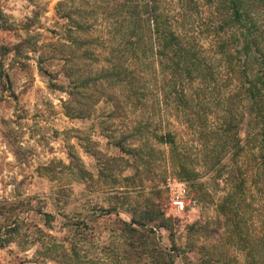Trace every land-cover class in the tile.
<instances>
[{
	"label": "rangeland",
	"instance_id": "obj_1",
	"mask_svg": "<svg viewBox=\"0 0 264 264\" xmlns=\"http://www.w3.org/2000/svg\"><path fill=\"white\" fill-rule=\"evenodd\" d=\"M114 4V0H0V203L24 204L15 215L18 222L32 221L56 236L70 235L85 222L105 244L119 240L113 232L115 218L129 221L133 212L137 216L153 202L172 222L171 230L150 227L163 248L176 247L169 251L173 264L195 262L212 252L228 264H247L246 252L232 245L216 209L229 188L226 177L215 178L212 171L200 168L192 134L168 113L162 114L163 123L171 124L163 127L157 121L161 118L134 107L124 106L110 115L108 98L118 96L119 88L116 81L109 86L96 74L118 40ZM147 87L152 95L154 86ZM93 98L98 102L79 115V107ZM219 101L218 94L204 98L210 124ZM168 127L181 136L180 149L190 155L185 162L199 172L197 182L205 184L212 201L205 202L189 181L175 174L168 145L155 141L154 132ZM246 132L244 121L242 139ZM122 136L125 148L141 146V159L120 151L116 142ZM248 157L238 162L242 171L250 163ZM250 181L247 178L240 214L243 231L254 235L264 228V209ZM179 188L185 190L188 204L175 214L169 202ZM43 212L54 216L50 228ZM26 233L14 234L12 241L0 246V264H61L44 259V251L38 252L43 248ZM80 256L74 264H113L107 259L91 261L82 251Z\"/></svg>",
	"mask_w": 264,
	"mask_h": 264
},
{
	"label": "trees",
	"instance_id": "obj_2",
	"mask_svg": "<svg viewBox=\"0 0 264 264\" xmlns=\"http://www.w3.org/2000/svg\"><path fill=\"white\" fill-rule=\"evenodd\" d=\"M114 3L113 22L118 40L96 74L109 86L116 81L119 88L118 96L109 95L113 107L110 115L118 108L134 107L161 118L157 121L163 127L167 120L163 123L162 114L168 113L178 126L191 133L197 143L200 168L212 171L215 178L225 176L229 185L216 205L228 239L246 252L245 263L264 264V228L254 235L248 234L243 231L244 218L240 214L247 178L256 186L264 209V0ZM202 37L206 39L203 41ZM149 84L154 86L152 95L147 93ZM208 94H218L220 99L211 124L205 111L209 105L203 108ZM98 100L90 99L86 107H79L78 114L88 111ZM244 121L247 132L242 139L239 130ZM167 129L155 131L153 137L168 145L167 156L175 174L189 181L205 202L212 201L205 184L197 182L199 172L185 162L190 155L180 149V135ZM124 139L126 136L116 142L120 151L141 159V146L138 150L125 148ZM248 154L250 163L242 171L238 162L243 156L247 159ZM23 205L0 203V246L12 241L14 234L27 231L26 236L43 248L38 252L44 251V259L61 264L78 263L81 251L91 261L173 264L169 251L176 247L163 248L150 227L155 224L171 230L172 222L153 202L137 216L133 212L129 221L115 218L113 232L119 240L105 244L99 242L94 229L85 222L66 236L50 234L32 221L18 222L15 215ZM43 216L50 228L53 214L43 212ZM185 264L228 262L221 254L212 252L195 262L187 259Z\"/></svg>",
	"mask_w": 264,
	"mask_h": 264
},
{
	"label": "built area",
	"instance_id": "obj_3",
	"mask_svg": "<svg viewBox=\"0 0 264 264\" xmlns=\"http://www.w3.org/2000/svg\"><path fill=\"white\" fill-rule=\"evenodd\" d=\"M188 202H186L185 190L179 188L172 194L169 202V209L175 214H180L185 211Z\"/></svg>",
	"mask_w": 264,
	"mask_h": 264
}]
</instances>
